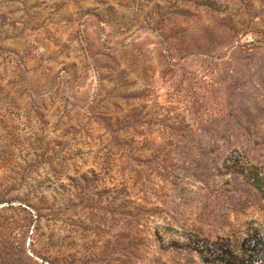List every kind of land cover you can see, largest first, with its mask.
<instances>
[{"label": "rangeland", "instance_id": "obj_1", "mask_svg": "<svg viewBox=\"0 0 264 264\" xmlns=\"http://www.w3.org/2000/svg\"><path fill=\"white\" fill-rule=\"evenodd\" d=\"M239 1L250 30L220 46L193 35L188 50L167 59L181 31L157 25L166 12L158 0H126L110 26L91 0H0L5 46L27 56L31 83L51 97L55 115L84 119L68 130L72 154L86 158L87 145L104 142L98 112L129 115V136L120 133L129 146L101 143L125 164L92 178L82 194L69 182L52 187L71 194L70 220L55 228L72 235L69 250L85 264H188L162 253L161 239L221 241L250 231L264 240V0ZM13 56L0 60L9 74ZM3 218L0 264L55 261L40 256L46 242L33 248Z\"/></svg>", "mask_w": 264, "mask_h": 264}, {"label": "trees", "instance_id": "obj_2", "mask_svg": "<svg viewBox=\"0 0 264 264\" xmlns=\"http://www.w3.org/2000/svg\"><path fill=\"white\" fill-rule=\"evenodd\" d=\"M91 1L96 2V8L101 9L102 22L109 26L121 14L126 2ZM158 1L165 4L166 12L157 25L173 33L181 31L179 37L173 35L175 51L165 48L167 59L188 50L193 35L201 43L211 36L212 41L219 42L220 46L221 42L224 44L225 41L235 40L240 33L245 34L253 23L246 21L247 15L242 12L239 0ZM4 36V29L0 27V60L7 54H14L11 61L14 72L7 73L8 70L0 63V206H3L0 215H4L9 233L20 228L19 232L31 239L33 248L42 245V240L46 242L45 251L40 253L43 261L54 258L52 264H73L78 258L79 264H85L88 262L87 256L69 250L67 242L72 235L63 236L55 228L58 221L66 224L70 220L68 206L71 194L59 193L52 187L65 189V182H69L82 194L92 178L96 181L120 166L118 163L125 164L122 159L114 157L107 147L102 148L101 143L110 138L115 146L122 143L129 146L130 137H120L122 132L129 136L132 129L128 122L129 115L121 121L122 118L115 116V112H98L96 118L100 123L97 127L98 132H104V142L98 138L100 144L97 147L87 145L91 154L86 158L72 154L71 149L66 147L68 130H79L84 119L78 114L73 120L67 111L60 117L55 115L51 97L40 94L35 88L38 85L32 84L27 77V56L22 57L19 51L7 48ZM107 51L108 56H114L113 50ZM113 61L117 62L115 56ZM123 123L127 126L122 127ZM60 148L61 156L57 152ZM100 149L107 150L108 154L102 157L98 151ZM81 161L83 165L78 164ZM17 213L24 217L23 224L16 229L13 226L18 222L14 219ZM74 215L80 220L78 227L83 229V215ZM138 241L141 243L142 240ZM160 242L162 253L183 254L187 260L190 258L188 264H258L264 261V240L250 231L242 236H227L221 241L190 236L184 242L173 240L165 243L162 239Z\"/></svg>", "mask_w": 264, "mask_h": 264}]
</instances>
